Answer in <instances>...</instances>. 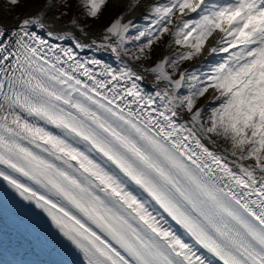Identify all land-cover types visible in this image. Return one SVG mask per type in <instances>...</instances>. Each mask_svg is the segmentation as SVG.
<instances>
[{
  "label": "snow or ice",
  "instance_id": "obj_1",
  "mask_svg": "<svg viewBox=\"0 0 264 264\" xmlns=\"http://www.w3.org/2000/svg\"><path fill=\"white\" fill-rule=\"evenodd\" d=\"M58 6L0 23V180L83 264H264V0H144L148 26L120 14L90 42ZM169 26L184 51L133 67ZM202 53L226 55L181 67Z\"/></svg>",
  "mask_w": 264,
  "mask_h": 264
},
{
  "label": "bare ground",
  "instance_id": "obj_2",
  "mask_svg": "<svg viewBox=\"0 0 264 264\" xmlns=\"http://www.w3.org/2000/svg\"><path fill=\"white\" fill-rule=\"evenodd\" d=\"M129 0H120L124 6L123 14L127 19L141 17L147 13V8L143 6L144 0H141V6L132 10L130 13L126 10ZM45 4V3H44ZM44 4L35 6L25 16L34 14L37 9ZM50 15L52 16L51 12ZM23 16V17H25ZM17 20L8 19L0 15V23L11 27L17 23ZM71 29L77 37L83 42H90L91 39H99L97 33L87 32L83 35L79 30L74 29L70 20L56 21V30ZM211 39V38H210ZM70 42H64V46H69ZM89 56H97L113 67H119L113 54L101 51L99 53L91 51ZM205 55L203 56L204 59ZM128 60V57L124 58ZM202 59V61H204ZM201 61V60H200ZM133 67L142 71V67L135 62H131ZM145 85L149 91H154V77L149 73H144ZM51 232H53L51 230ZM48 231V228L31 215L22 212L17 206L0 198V260L9 257L22 256L24 262L28 264H83V257L70 245L62 236L56 233L55 238ZM8 257V256H7Z\"/></svg>",
  "mask_w": 264,
  "mask_h": 264
},
{
  "label": "rangeland",
  "instance_id": "obj_3",
  "mask_svg": "<svg viewBox=\"0 0 264 264\" xmlns=\"http://www.w3.org/2000/svg\"><path fill=\"white\" fill-rule=\"evenodd\" d=\"M44 3H45V0H20V2L17 5L13 6L11 3L8 2V0H0V15L2 17L8 18V19L17 20V17L22 18L28 12H30L35 6H37V5L39 6V5L44 4ZM109 4H111V10L110 11H112L114 15H116L117 13H119L121 11V7L124 9V6L121 4H120V6H116L115 0H110ZM70 9L71 10L67 12L68 16L61 18L60 20H70V22H71L75 18V19L79 20L80 24H82L84 26L85 31H87V32H93L94 31L95 33H97L96 34L97 36L101 37V35H102L101 30L103 28H101L99 26H102V25H99L97 22H93V21L91 22L88 20L78 19L75 16L76 12L74 11L75 10V4L74 3H72V6ZM59 13H61V11L57 8L51 12L52 16L58 15ZM170 29H172L171 31H173L174 26H170ZM172 41L164 42L165 44H163V47H161V51H159L158 59H161V57L164 55L174 54L177 45H175ZM169 43H172L171 48L168 47ZM136 63L139 66L144 65L147 67H151L154 64V63H150V62H148V63L136 62Z\"/></svg>",
  "mask_w": 264,
  "mask_h": 264
},
{
  "label": "trees",
  "instance_id": "obj_4",
  "mask_svg": "<svg viewBox=\"0 0 264 264\" xmlns=\"http://www.w3.org/2000/svg\"><path fill=\"white\" fill-rule=\"evenodd\" d=\"M69 2H70V4H71V6H72V3H74L75 4V12H76V14H78L79 16H81V17H84V18H87L86 16H85V11H86V9L84 8V7H81L80 6V3H81V0H69ZM64 3H65V0H60V6H58L59 7V9L61 10V11H63V12H68V11H70L71 9V6L69 7V8H64L63 7V5H64ZM110 2H108L107 1V3L103 6V8H102V12H101V14H100V16H99V18L98 19H91L93 22H97L99 25H103L104 23V26H107L111 21H113L116 17H117V15L119 14V13H115L116 15H114L113 14V12L112 11H110L111 10V4H109ZM139 26H141V25H139ZM165 37V36H164ZM163 37V38H164ZM155 45L153 44V46H152V52L154 53L153 54V56H152V60H155V58H156V52H155ZM219 142H221V143H224L223 141H219ZM225 144V143H224ZM225 145H227V144H225ZM228 146V148L230 147L229 145H227Z\"/></svg>",
  "mask_w": 264,
  "mask_h": 264
},
{
  "label": "water",
  "instance_id": "obj_5",
  "mask_svg": "<svg viewBox=\"0 0 264 264\" xmlns=\"http://www.w3.org/2000/svg\"><path fill=\"white\" fill-rule=\"evenodd\" d=\"M47 223L51 225V223L49 221H47Z\"/></svg>",
  "mask_w": 264,
  "mask_h": 264
}]
</instances>
